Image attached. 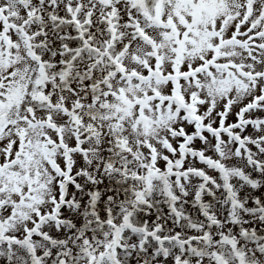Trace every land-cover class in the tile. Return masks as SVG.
<instances>
[{
    "label": "snow or ice",
    "instance_id": "snow-or-ice-1",
    "mask_svg": "<svg viewBox=\"0 0 264 264\" xmlns=\"http://www.w3.org/2000/svg\"><path fill=\"white\" fill-rule=\"evenodd\" d=\"M0 264H264V0H0Z\"/></svg>",
    "mask_w": 264,
    "mask_h": 264
}]
</instances>
